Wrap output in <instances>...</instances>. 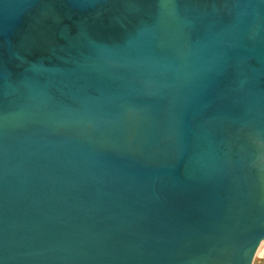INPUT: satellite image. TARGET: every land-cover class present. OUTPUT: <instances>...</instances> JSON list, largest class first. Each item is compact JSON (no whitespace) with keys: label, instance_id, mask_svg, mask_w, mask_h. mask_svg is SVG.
<instances>
[{"label":"water","instance_id":"1","mask_svg":"<svg viewBox=\"0 0 264 264\" xmlns=\"http://www.w3.org/2000/svg\"><path fill=\"white\" fill-rule=\"evenodd\" d=\"M261 241L264 0H0V264Z\"/></svg>","mask_w":264,"mask_h":264},{"label":"rangeland","instance_id":"2","mask_svg":"<svg viewBox=\"0 0 264 264\" xmlns=\"http://www.w3.org/2000/svg\"><path fill=\"white\" fill-rule=\"evenodd\" d=\"M257 252L252 260V264H264V250L260 251V253Z\"/></svg>","mask_w":264,"mask_h":264},{"label":"bare ground","instance_id":"3","mask_svg":"<svg viewBox=\"0 0 264 264\" xmlns=\"http://www.w3.org/2000/svg\"><path fill=\"white\" fill-rule=\"evenodd\" d=\"M263 246H264V241H261V243H260V245L258 247L259 250L257 249V251H258L257 253H260V251L264 250Z\"/></svg>","mask_w":264,"mask_h":264}]
</instances>
